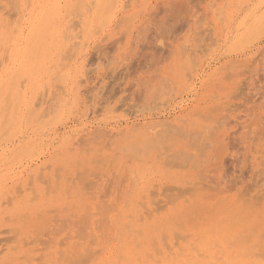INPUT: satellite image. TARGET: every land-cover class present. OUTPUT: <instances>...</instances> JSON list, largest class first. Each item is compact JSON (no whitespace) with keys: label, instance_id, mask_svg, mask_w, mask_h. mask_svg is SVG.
Instances as JSON below:
<instances>
[{"label":"rangeland","instance_id":"1","mask_svg":"<svg viewBox=\"0 0 264 264\" xmlns=\"http://www.w3.org/2000/svg\"><path fill=\"white\" fill-rule=\"evenodd\" d=\"M263 250L264 0H0V264Z\"/></svg>","mask_w":264,"mask_h":264},{"label":"bare ground","instance_id":"2","mask_svg":"<svg viewBox=\"0 0 264 264\" xmlns=\"http://www.w3.org/2000/svg\"><path fill=\"white\" fill-rule=\"evenodd\" d=\"M110 4V3H109ZM158 140V139H157ZM154 143V142H153ZM258 245V244H257ZM264 251V250H263ZM260 253V252H259ZM262 255V254H261ZM264 255V254H263ZM258 259V258H257ZM260 261V260H259Z\"/></svg>","mask_w":264,"mask_h":264}]
</instances>
